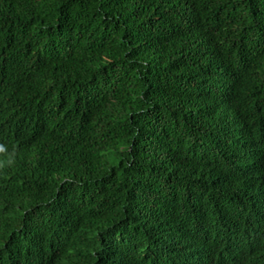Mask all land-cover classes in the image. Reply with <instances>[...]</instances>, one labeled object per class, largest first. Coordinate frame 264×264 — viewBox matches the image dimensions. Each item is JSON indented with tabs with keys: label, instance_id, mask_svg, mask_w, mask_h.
I'll return each instance as SVG.
<instances>
[{
	"label": "trees",
	"instance_id": "obj_1",
	"mask_svg": "<svg viewBox=\"0 0 264 264\" xmlns=\"http://www.w3.org/2000/svg\"><path fill=\"white\" fill-rule=\"evenodd\" d=\"M0 141V264H264V0H0Z\"/></svg>",
	"mask_w": 264,
	"mask_h": 264
},
{
	"label": "clouds",
	"instance_id": "obj_2",
	"mask_svg": "<svg viewBox=\"0 0 264 264\" xmlns=\"http://www.w3.org/2000/svg\"><path fill=\"white\" fill-rule=\"evenodd\" d=\"M7 146V144H3L2 141H0V150H3L2 152L5 154V147ZM2 157L0 156V168L2 165L1 162ZM257 243H255V241H251V242H247V241H239L236 244V247H234L233 244L229 245L225 252H231L232 256H227L226 259H231L232 261H234L235 256L237 257H245V256H250L252 252L255 251L257 245ZM234 253H236L234 255ZM208 255V252L206 251L205 254H203L202 256L205 257Z\"/></svg>",
	"mask_w": 264,
	"mask_h": 264
}]
</instances>
